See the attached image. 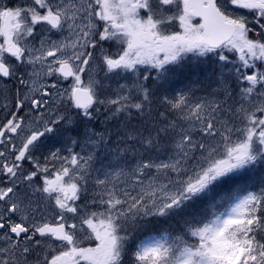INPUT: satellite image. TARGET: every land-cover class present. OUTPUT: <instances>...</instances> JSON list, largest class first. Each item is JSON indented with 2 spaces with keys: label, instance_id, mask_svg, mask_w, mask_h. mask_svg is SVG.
I'll list each match as a JSON object with an SVG mask.
<instances>
[{
  "label": "snow or ice",
  "instance_id": "snow-or-ice-1",
  "mask_svg": "<svg viewBox=\"0 0 264 264\" xmlns=\"http://www.w3.org/2000/svg\"><path fill=\"white\" fill-rule=\"evenodd\" d=\"M0 264H264V0H0Z\"/></svg>",
  "mask_w": 264,
  "mask_h": 264
}]
</instances>
